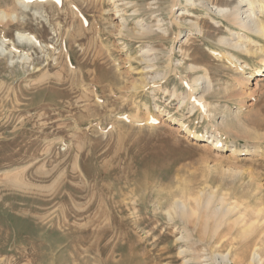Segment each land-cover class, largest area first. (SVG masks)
Returning <instances> with one entry per match:
<instances>
[{
    "label": "rangeland",
    "instance_id": "obj_1",
    "mask_svg": "<svg viewBox=\"0 0 264 264\" xmlns=\"http://www.w3.org/2000/svg\"><path fill=\"white\" fill-rule=\"evenodd\" d=\"M203 1L0 0V264H223L254 243L264 264V39L220 44L235 29L215 9L238 0ZM204 70L209 90L192 91ZM211 193L233 205L222 221ZM177 200L197 214L176 216Z\"/></svg>",
    "mask_w": 264,
    "mask_h": 264
},
{
    "label": "bare ground",
    "instance_id": "obj_2",
    "mask_svg": "<svg viewBox=\"0 0 264 264\" xmlns=\"http://www.w3.org/2000/svg\"><path fill=\"white\" fill-rule=\"evenodd\" d=\"M111 1H114L115 2L116 0H111ZM174 1L176 2V0H174ZM185 1H186V3L189 4L191 0H185ZM22 3L24 4V2H22V0H21V2H19V4L21 5ZM25 5H26V3H25ZM208 5L211 6V3L209 2V0L203 1V4H202V7L203 8L209 7ZM172 6H175V3H173ZM215 12H217L218 14H220L222 16L223 20L225 21V23L228 25L229 28L231 27V28H233V30L235 29L233 32H231V30H228V31H230V35L233 36V40L229 41V39L222 38V39L219 40V43L220 44L229 46V47L233 48L234 50H237V51H240V52L243 51V52H245L247 54H250L249 53V50L246 47V46H248V44H250V41H252L249 36L250 35L251 36L254 35V36H257L259 38L264 39V0H238L237 5L234 6L232 9H219V8H217V9H215ZM7 17H8V15L5 14L3 11L0 10V20H5ZM11 18H13V16H11ZM138 23H137V25L139 26V30L138 31L136 30L137 31L136 32L137 35L144 36L146 34L152 33V29L151 28H149L148 26L146 28H143L142 27L143 25H139ZM157 28L160 29V26L157 27ZM120 30H121V28H120ZM175 32H173V34H175V38H176V36L178 37V35H179V33H178L179 31H177L176 33ZM19 37L20 38H24L23 36H19ZM25 38L29 42H34L36 45H40L38 43V41L34 40V38L32 39V37L31 38L30 37H25ZM253 42H254V44L256 46H261L259 42H257V41H253ZM142 51H143L142 52V56H146V55L147 56H150V55H152V53H150L152 51V49H150V47H149V49H145L144 48V49H142ZM260 51L264 52V48L263 49H260ZM210 52L213 55H219L220 54L219 49L218 50L217 49L216 50L213 49V50H210ZM225 55L226 56L223 55V57L226 59V61L228 62V64H233V65H236L237 66L238 59H236L231 54L230 55L229 54L228 55L225 54ZM22 59L25 60V62H26V60H28V57H25V58H22ZM150 61H152V59H150L149 61L147 60L146 62L149 63ZM261 61L264 63V59H262ZM239 67H241V66H239ZM242 68H243V66L241 68H239V69H242ZM167 69H169V67ZM170 69H171V67H170ZM188 69L190 71H195V73L198 70V68L196 69L194 65H190V67ZM171 70H173V69H171ZM171 70L168 73H171L172 72ZM168 73L164 72V73H160L158 75L164 79L165 76L168 75ZM174 73H175V70H173V74ZM202 74L204 76L203 78L198 77V78H195L194 79V82H195V84L197 85L198 88H196V87L195 88H192L193 89L192 91H194V90L195 91H198V89L200 87L199 85H201V84H206L204 87H202V89H204L202 91H206L207 92L209 90V85H211V83H210V80L208 81L207 78L205 79V75L207 76L206 71L204 70ZM202 74H196V75H202ZM155 75H157V74H155ZM261 75L264 76V72ZM152 80L154 81L155 80V77ZM201 80L202 81L204 80V81L200 83ZM153 83H156V82H153ZM188 88L190 89V93L191 94L183 95L182 97L179 98V101L178 102L180 103V106H186V102H189L191 104V107L189 108V110L191 112H193L195 110V108H197V107H199V109H200V105H199L200 103L196 102L197 99H195V98L197 96L193 99V94L191 92L190 86ZM169 96H170L169 98H173V100H175L176 97H177L175 93H171ZM234 118H235V120L238 119L237 116L236 117L234 116ZM263 122H261V123H263ZM258 123H254V124H257L258 125V127L257 126L255 127L257 129L259 127H261V125H259ZM223 126H225V125H223ZM178 127L180 129L184 130V132L187 134V136L190 137L191 139L196 140V141L203 142L206 145H210L214 150H218V149H220V147H222L221 136L219 135V133H216V131L213 134H211L210 136H208L207 138H205V137L202 138V136H199L198 134L191 132L184 123H180ZM229 151H230V153H234L236 151V149L234 147H230V150ZM213 197L214 196H213L212 193L209 194L206 202L204 203V209L206 211H208L207 212L208 213L207 214V220L209 218L216 219L220 215L221 216V221H222L223 219H225L227 217L228 214L231 213V211L233 210V208H232L233 205H231V207H227L226 208L225 207V204L226 203L224 202L223 198H221L219 200V202L217 201L218 203L215 204L213 202L214 201L213 200ZM197 204H199V202H197ZM232 204H236V202L235 203H232ZM211 206H214V207L211 208ZM198 208H200V206ZM172 211H173V213L176 216H179V217L185 218V219H187L188 216H194V215L197 214L196 213V210H193L192 208H190V206L188 207L184 202H181L180 200L179 201L178 200L175 201V203L173 205V208H172ZM257 212H259V210ZM168 216L171 218L170 213H168ZM217 220H219V219L217 218ZM248 222L246 221V219L242 218L241 215H239L235 220L232 221V224H231L232 225V228L233 227H237L238 228L242 239H244L246 241L247 240H250V239H247L250 236L252 237L254 235H257L254 232V223H252V222H249L248 223ZM214 234H216V233H214ZM189 237H190V235L187 234V232H186V239H188ZM211 237H212V235H211ZM184 240H185V238H184ZM244 240H243V242H244ZM254 247L255 248H253L251 250L250 249L248 250L249 251V254L247 253L246 255H243V256L239 257L238 258V261L235 260V257L234 256L231 257V250L230 251H227L226 255H221L220 256V259H221L220 262H222L223 264H226L225 262H230L231 264L232 263H236V262H238V264H260L261 263V254H262L261 249L256 245V243H254ZM184 252L185 251H181L180 253H184ZM194 260H196V259H194ZM191 261L192 260H190V262ZM188 262L189 261L186 260L185 261V264H187Z\"/></svg>",
    "mask_w": 264,
    "mask_h": 264
}]
</instances>
